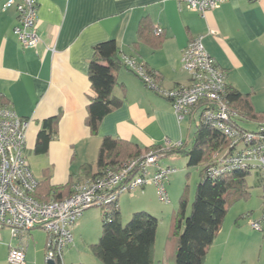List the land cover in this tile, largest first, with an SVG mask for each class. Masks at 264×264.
Instances as JSON below:
<instances>
[{
	"label": "crops",
	"instance_id": "0c3cea01",
	"mask_svg": "<svg viewBox=\"0 0 264 264\" xmlns=\"http://www.w3.org/2000/svg\"><path fill=\"white\" fill-rule=\"evenodd\" d=\"M5 1L0 0V93L7 100L4 105L29 122L25 154L39 183L48 179L51 185H63L92 178L101 170L97 158L104 137L135 143L143 153L162 146L165 140L188 142L195 122L190 118L179 122L170 100L149 88L122 62L113 90L122 103L104 116L96 134L91 132L86 124L92 93L89 68L99 42L116 40L120 59L123 54L136 57L159 76L163 87L173 88L189 84V74L181 64L182 51L190 40L203 36L209 54L226 72L229 87L251 93L255 108L264 110V0H227L204 13L178 0H38L41 42L37 48L22 45L14 33L17 12L4 10ZM145 16L165 32L158 48L138 41V27ZM59 112L58 133L48 151L34 153L42 121ZM86 164H92L90 174L83 172ZM155 189L153 185L139 189L142 206L133 210L151 211L145 195L155 194ZM225 223L207 256L216 249V264L248 260L255 264L252 250L231 248L236 245L238 219ZM35 230L27 239L26 264H48L47 234L39 243L32 234ZM19 243L12 236L3 244L4 262L8 263L10 247ZM262 259L258 254V264Z\"/></svg>",
	"mask_w": 264,
	"mask_h": 264
},
{
	"label": "built area",
	"instance_id": "2783aa9c",
	"mask_svg": "<svg viewBox=\"0 0 264 264\" xmlns=\"http://www.w3.org/2000/svg\"><path fill=\"white\" fill-rule=\"evenodd\" d=\"M178 1L204 13L227 0ZM37 7L38 0H6L3 5L4 10H16L18 23L14 33L26 48H37L41 42ZM156 31L161 33L163 29L157 27ZM49 49L54 51V46ZM121 62L149 88L170 100L179 122L201 119L229 138V147L215 154L216 164L209 173L243 168L257 172L264 182V121L254 123V128L240 125L243 118L227 99L226 72L209 54L203 36L190 40L182 51L181 64L190 77L188 85L165 88L157 74L136 57L123 54ZM28 123L13 108L0 104V229L9 228L20 241L10 247L9 264H26L27 239L33 229H42L47 234V263L60 257L63 264L64 250L74 242L73 231L83 212L91 207L118 204L125 192L153 185L160 200L171 201L167 185L176 169L163 167L160 161L166 156L165 151L183 146V140L175 143L165 140L162 146L129 158L116 169H103L90 179L76 181L68 197L38 201L33 196L38 181L25 154ZM249 221L253 229L264 231V204L261 217Z\"/></svg>",
	"mask_w": 264,
	"mask_h": 264
},
{
	"label": "trees",
	"instance_id": "16d2710c",
	"mask_svg": "<svg viewBox=\"0 0 264 264\" xmlns=\"http://www.w3.org/2000/svg\"><path fill=\"white\" fill-rule=\"evenodd\" d=\"M156 29L150 17H143L138 27V41H146L154 48L160 47L165 32L163 30L157 33ZM120 66L116 40L110 39L95 45L89 68L92 93L89 96L86 117V124L93 134L98 132L104 116L122 103V99L113 94L118 84L116 71ZM227 99L241 114L242 121H264V110L255 108L251 93L228 86ZM6 102L5 96L0 93V104L4 105ZM60 118L59 112L42 121L34 153L43 154L48 151L49 143L58 133ZM195 125L193 144L190 148H187V142L184 141L180 148L165 151L166 156L174 152L184 154L190 167L204 165L189 214L186 194L183 193L180 198V208L175 220V233L178 235L176 264H205L208 249L221 229L228 206L235 199L249 194L246 178L251 171L235 168L215 175L209 173L210 167L216 164L215 154L229 147V138L215 126L204 123L201 119L195 122ZM142 153L135 143L104 137L99 148L97 166L101 170L116 169L123 161ZM91 168L92 164H86L83 172L90 174ZM258 178L264 184L259 174ZM72 184L69 182L51 185L49 180L45 179L38 182L33 196L42 202L63 199L72 194ZM102 209V235L98 242L90 245L93 255L104 264H154L158 218L149 211L137 210L124 224L119 203ZM55 263L62 264L60 257H57Z\"/></svg>",
	"mask_w": 264,
	"mask_h": 264
},
{
	"label": "rangeland",
	"instance_id": "374dc122",
	"mask_svg": "<svg viewBox=\"0 0 264 264\" xmlns=\"http://www.w3.org/2000/svg\"><path fill=\"white\" fill-rule=\"evenodd\" d=\"M241 125L248 128H254L255 124L252 121L241 122ZM196 125L192 123L191 130L188 135L187 148L193 144L194 132ZM187 134V133H186ZM163 167H172L176 171L170 175V180L167 185L169 203L159 199L157 191L145 195L147 206L151 207L149 211L145 208L138 210H146L158 218V228L156 234L154 264H176L175 254L178 243V235L175 233L176 215L180 208V198L183 193L187 196V214L191 211V206L195 197L196 188L200 181L204 165L188 166V158L178 152L169 154L161 159ZM37 175L40 176L38 170ZM248 184L247 196H241L235 199L229 206L225 215L224 221L235 222L238 219V224L234 232V240L236 245L231 248L247 251L252 250L254 256L252 261L258 264V254L262 255V264H264V231L255 230L250 225V219H258L261 217L262 206L264 204V184L260 182L258 173L250 172L246 178ZM156 190V189H155ZM135 195V196H133ZM142 199L140 190L136 189L131 192H125L120 197V211L122 222L125 224L130 219L134 207L142 206L139 200ZM138 203L140 205H138ZM103 209L101 207H91L86 209L78 219L79 225L75 226L73 231L74 242L64 251L63 264H104L98 260L90 250V245L99 241L102 235V218ZM77 221V222H78ZM238 225V226H237ZM39 243H42L46 232L42 229H37L32 233ZM12 239L9 228L0 229V264H9L4 262L3 255L5 252L4 243H8ZM216 249L210 251L205 264L218 263L219 256L215 255ZM250 264V260L247 261ZM246 262L244 264H247Z\"/></svg>",
	"mask_w": 264,
	"mask_h": 264
},
{
	"label": "water",
	"instance_id": "95a60500",
	"mask_svg": "<svg viewBox=\"0 0 264 264\" xmlns=\"http://www.w3.org/2000/svg\"><path fill=\"white\" fill-rule=\"evenodd\" d=\"M48 264H56L54 260H50Z\"/></svg>",
	"mask_w": 264,
	"mask_h": 264
}]
</instances>
